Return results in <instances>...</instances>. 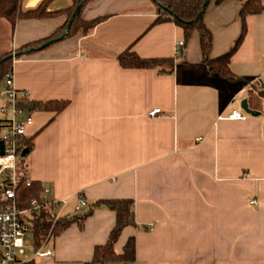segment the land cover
<instances>
[{
	"label": "crops",
	"instance_id": "0c3cea01",
	"mask_svg": "<svg viewBox=\"0 0 264 264\" xmlns=\"http://www.w3.org/2000/svg\"><path fill=\"white\" fill-rule=\"evenodd\" d=\"M41 1L22 0L21 7ZM71 5L49 0L47 11ZM241 5L211 1L203 15L210 57L230 51L245 26L228 63L233 79L203 63L197 31L186 38L172 21L153 24L151 0H90L83 18H106L87 34L13 60L14 86L26 93L33 118L25 159L30 178L68 200L63 216L78 213L79 193L89 207L134 201L136 226L123 228L114 251L121 254L134 237L135 258L105 264H264V97L257 106L247 103L257 115L240 105L249 89L264 90V10L242 19ZM66 19L24 18L12 26L0 17L6 33L0 56L50 36ZM127 49L143 58H174L173 71L123 68L117 56ZM255 79L261 87L247 86ZM49 100L69 102L59 112L32 107ZM232 110L245 117L226 118ZM114 225V211L94 206L82 226L70 223L53 236L46 245L51 255L32 261L87 264Z\"/></svg>",
	"mask_w": 264,
	"mask_h": 264
},
{
	"label": "trees",
	"instance_id": "16d2710c",
	"mask_svg": "<svg viewBox=\"0 0 264 264\" xmlns=\"http://www.w3.org/2000/svg\"><path fill=\"white\" fill-rule=\"evenodd\" d=\"M21 1L22 0H0V17L8 20L12 26H14L18 20L24 18L37 19L65 14L67 19L65 24L50 36L16 48L14 50V57L10 56L11 53H13L12 51L2 54L0 56V60L3 59L0 62V85L4 80V77L12 71L13 60L21 57L22 55L33 52H24L26 49L36 47L49 39L59 37L61 35L78 5L80 8L73 16L71 24L62 39H66L76 35L77 33L87 34L96 24L106 18V16H98L93 19H85L82 17L81 11L90 0H73V5L70 7L54 12L47 11V3L49 0H42L38 6L31 9H23L21 7ZM151 1L157 10V16L154 19L153 24L172 21L183 29L186 38L192 31H197L199 35L203 63H205L217 75L227 79H233V75L230 72L228 63L232 52L237 48L244 36L245 26L243 25L241 34L235 46L230 51L217 57H210L212 37L210 31L203 22V15L209 3L211 1L220 3L223 0H209V3L203 11H201V8L205 0ZM239 1L242 2V19H244L246 15L257 14L264 10V5L262 4L261 0ZM117 60L123 68H154L157 69L159 73H171L174 68V58H143L129 49L119 53ZM262 97H264V90H258L255 88L249 89L247 94V103L250 107H253L254 105L257 106L259 105V101ZM68 102L69 101L67 100H49L44 102L38 101L34 102L32 107L36 109L59 112L68 105ZM31 148V139L28 138V153ZM15 191L19 205L25 206L31 199L41 197L42 185L39 182L32 180L30 185L27 186L24 181H21L16 186ZM100 205H104L110 210L114 211L115 225L110 231L106 243L95 246L92 260L87 264H105L112 261H132L135 258L134 237H130L127 240L121 254H117L114 251V244L124 227L136 226L134 219V201L128 198L107 199L98 201L94 206ZM94 206H86L84 211L80 213L78 212L72 216L60 217V219L53 226L52 235L56 236L59 232L64 230L70 223L73 222H76L79 226H82L85 218L92 212V208H94ZM34 226V241L36 245H40V243L45 239L46 235L51 230L52 215L50 209L42 210V212L34 220ZM23 264H34V262L29 261Z\"/></svg>",
	"mask_w": 264,
	"mask_h": 264
},
{
	"label": "built area",
	"instance_id": "2783aa9c",
	"mask_svg": "<svg viewBox=\"0 0 264 264\" xmlns=\"http://www.w3.org/2000/svg\"><path fill=\"white\" fill-rule=\"evenodd\" d=\"M182 46L183 41H178L176 55L181 54ZM253 85L261 87L260 80L247 83L249 87ZM0 102V141L3 143V153L0 154V264H18L52 254V248L46 245L53 238V226L63 216L62 210L68 200L53 196L49 187L42 186L40 198L31 199L25 206L19 205L16 186L21 181L29 186L32 181L22 151L27 148V128L33 118L25 104L26 93L15 88L11 72L4 77ZM158 112L153 109L149 115L155 116ZM244 117V113L236 110L226 116L228 119ZM77 200L75 211L80 212L87 202L81 193ZM256 202V199L252 200V203ZM45 209L51 211L52 226L40 245H36L34 220Z\"/></svg>",
	"mask_w": 264,
	"mask_h": 264
},
{
	"label": "water",
	"instance_id": "95a60500",
	"mask_svg": "<svg viewBox=\"0 0 264 264\" xmlns=\"http://www.w3.org/2000/svg\"><path fill=\"white\" fill-rule=\"evenodd\" d=\"M208 3H209V0H205V1H204L203 5H202V8H201V11H203V10L206 8V6H207ZM79 8H80V6L78 5V6L76 7V9H75V11H74V13H73L71 19H70V20L68 21V23L66 24L65 30L61 33V35H60L59 37H55V38L49 39V40L45 41L44 43H42L41 45H38V46H36V47H32V48H28V49H26L24 52H31V51L40 50V49H43V48L49 46V45L52 44V43H55V42L61 40V39L64 37V35H65L67 29L69 28L73 16L78 12ZM10 56H11V57H14V56H15V53H14V52L11 53ZM5 58H6V57H5ZM2 60H3V59H1L0 62H1ZM240 105H241L242 110L245 111L246 113H248V114H250V115H257V114H258L257 112L251 110V109L248 107L247 99H245V98L242 99ZM2 153H3V143H2V141H0V154H2ZM27 153H28V149L25 148V149L22 151V155H26Z\"/></svg>",
	"mask_w": 264,
	"mask_h": 264
},
{
	"label": "rangeland",
	"instance_id": "374dc122",
	"mask_svg": "<svg viewBox=\"0 0 264 264\" xmlns=\"http://www.w3.org/2000/svg\"><path fill=\"white\" fill-rule=\"evenodd\" d=\"M82 13V11H81ZM83 17V16H82ZM6 37V33H5V30L3 29V26H1V29H0V40H4ZM241 96L242 95H239L237 100H236V104L238 105L240 103V100H241ZM26 158V157H25Z\"/></svg>",
	"mask_w": 264,
	"mask_h": 264
}]
</instances>
